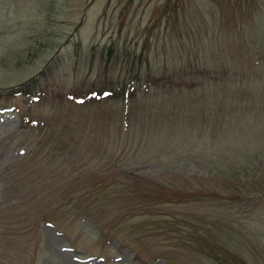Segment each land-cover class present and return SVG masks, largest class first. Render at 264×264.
Masks as SVG:
<instances>
[{"label":"rangeland","instance_id":"rangeland-1","mask_svg":"<svg viewBox=\"0 0 264 264\" xmlns=\"http://www.w3.org/2000/svg\"><path fill=\"white\" fill-rule=\"evenodd\" d=\"M0 264H264V0H0Z\"/></svg>","mask_w":264,"mask_h":264},{"label":"trees","instance_id":"trees-1","mask_svg":"<svg viewBox=\"0 0 264 264\" xmlns=\"http://www.w3.org/2000/svg\"><path fill=\"white\" fill-rule=\"evenodd\" d=\"M43 72V70H41V73ZM35 78H31L26 84H28L29 82L31 81H34ZM34 85V84H33ZM29 86V85H28ZM26 86L25 88H22L20 91H25L27 89ZM18 93V92H17ZM20 93V92H19ZM90 97L92 98H97V99H100V98H105L107 100H110V99H119V95L116 93V94H110V91L109 90H106L105 88L99 90V91H91L90 94H89Z\"/></svg>","mask_w":264,"mask_h":264}]
</instances>
